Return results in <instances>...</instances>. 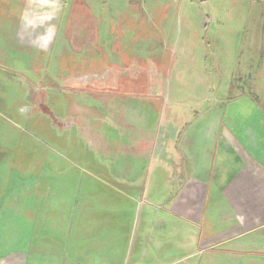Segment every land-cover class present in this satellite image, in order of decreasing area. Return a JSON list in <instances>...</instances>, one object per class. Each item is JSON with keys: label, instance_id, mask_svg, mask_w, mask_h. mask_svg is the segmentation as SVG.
I'll list each match as a JSON object with an SVG mask.
<instances>
[{"label": "crops", "instance_id": "crops-1", "mask_svg": "<svg viewBox=\"0 0 264 264\" xmlns=\"http://www.w3.org/2000/svg\"><path fill=\"white\" fill-rule=\"evenodd\" d=\"M252 4L256 5L251 2L239 6L237 31L223 29L228 25L224 19L208 22L213 27L212 36L218 50L220 48L224 66L233 62L232 66L239 70L238 81L244 87H240V93L234 99L216 97V87L210 78L216 72L199 67L195 75L203 76L205 81L192 83L190 105L183 104L178 107L177 114L169 111L165 120H160L163 86L134 83L135 88L140 84L143 86L139 88L143 94H135L133 85L125 84L120 78L121 70L135 64V52L126 42L133 38V43H139L151 35L146 14L135 5L133 13L126 18L131 35L128 32L127 38L118 36L111 43L110 59L106 61L104 53L98 50L100 45L94 44L98 36L92 35L89 39L86 31L84 38H80L78 55L83 56L81 52L88 51L93 44L95 51L81 57L80 67L79 60L73 65L72 55L64 63L67 71L71 69L66 82L90 78L86 83L93 89L85 88L89 94L82 96L84 103L81 101V106L89 112L81 118L95 134L90 136L101 140L103 130L110 131L106 139L111 147L108 154L114 162L98 165L99 171L112 170L115 177L126 180L129 185L127 200L132 203L138 202L136 180L145 181L141 200L149 209L144 219L146 225L144 230H135L136 241L127 264H264V40L259 22L262 14L259 7ZM152 7L145 5V10L150 11ZM161 8V4L156 5V9ZM54 23L55 16L51 29H54ZM205 23L204 30L208 26ZM232 34L237 36L235 43ZM52 35L50 43L56 32ZM202 39L199 31L195 42ZM195 50L202 52L199 47ZM142 51L145 54V46ZM146 59L152 60L149 57L140 59L142 72L147 68ZM154 63L158 67L159 61ZM111 74L113 81L109 84L107 78ZM104 89L111 91L92 94L104 92ZM221 89L229 91L231 85ZM178 102H182L180 97L175 101ZM93 106L94 112L89 109ZM137 106L146 112L145 126L142 123L143 134L132 138L125 134L133 131L132 120ZM110 121L119 126L120 132L108 126ZM113 132H119L121 136ZM146 164L144 176L136 172L143 170ZM122 170L134 173L121 175ZM100 177L94 175L96 184L103 181ZM89 183L87 181L84 187L87 188ZM106 199L100 200L101 208H104L103 203H115L111 197ZM66 206L67 211L57 212L53 206L42 215L49 220L50 229H47L51 235L45 260L39 261L32 250L29 252L22 246L16 245L13 249L1 243L0 264H121L118 237L111 239L110 244H104V227L102 230L101 224L96 225L104 219L103 215L89 214L94 210L73 211L69 202ZM153 209L161 211L159 227L154 230L151 227ZM21 215L16 219H31L32 226L38 217L32 211ZM87 225L97 230H86ZM62 230L64 237L56 242L55 235H61ZM110 231L113 237L120 234V230ZM16 240L20 243L22 237L17 236Z\"/></svg>", "mask_w": 264, "mask_h": 264}, {"label": "rangeland", "instance_id": "rangeland-1", "mask_svg": "<svg viewBox=\"0 0 264 264\" xmlns=\"http://www.w3.org/2000/svg\"><path fill=\"white\" fill-rule=\"evenodd\" d=\"M251 2H255L256 5L251 6H258L262 14L259 22L264 40V0H0V244H8L13 249L16 245L22 246L29 252L32 250L39 261L45 260L51 235L47 229L49 220L42 215L53 206L57 212L67 211L66 202H69L73 211L94 210L89 214L103 215L104 219L96 223L102 225V230L104 227L103 243L110 244L111 239L118 237V260L127 264L136 241L135 230H144L146 225L144 219L149 209L141 200L145 181L136 180L138 202L132 203L127 200L126 180L115 177L112 170L99 171L98 165L114 162L108 154L111 147L106 139L110 131L103 130L101 140L90 136L95 134L82 117L89 112L81 106V101L85 102L82 96L89 94L84 89H93L86 83L90 78L66 82L71 69L67 71L64 63L72 55L73 65L79 60L80 67L81 57L95 51L94 44L100 45L98 50L104 53L106 61L110 59L111 43L118 36L127 38L128 32L131 35L126 18L133 13L135 5L146 14L151 29L147 39L150 43L143 39L133 43V38H129L126 44L135 52V64L121 70L120 78L133 87L134 83L163 86L160 120H165L169 111L177 114L181 105H190L192 83L205 81L203 76L195 75L199 67L216 72L210 76L216 97L234 99L240 87H244L238 81L239 70L232 66V61L224 66L220 48L218 50L212 36L213 27L208 22L224 19L228 25L223 29L237 31L239 6ZM155 3L162 8L156 9L158 4ZM145 5L146 8L152 5V10H145ZM255 14L253 12V18ZM54 16L52 29L56 37L50 43ZM204 22L208 25L206 30L202 28ZM86 31L89 39L96 35L98 41L80 56V38H84ZM199 31L203 39L196 43ZM233 36L235 43L238 39ZM197 47L201 53L195 50ZM143 57L152 59H146L144 72L140 67ZM157 61L158 67L154 63ZM107 80L112 83V74ZM140 85L134 87L133 93H142ZM224 85H231V90L223 91ZM108 91L111 90L92 94ZM179 97L182 102L176 104ZM89 109L96 110L94 106ZM145 113L141 106L135 107L133 131L126 136L137 138L143 134ZM108 126L120 132L119 126L111 121ZM119 132L113 133L121 136ZM146 166L136 172L144 176ZM133 173L122 170L121 175ZM95 174L103 181L96 184ZM87 181L91 183L86 188ZM108 197L115 203H103L104 208H101L100 200ZM79 200L81 206H78ZM29 211L39 217L33 226L31 219H16L17 215ZM151 215L154 230L159 227L161 211L153 209ZM91 229L97 230L87 225L86 230ZM108 230H120V234L113 237ZM17 236L22 237V242L15 241ZM63 237L62 230L61 235H55L56 242Z\"/></svg>", "mask_w": 264, "mask_h": 264}]
</instances>
